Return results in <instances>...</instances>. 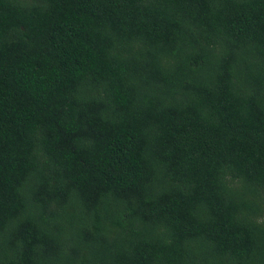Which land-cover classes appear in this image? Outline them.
Wrapping results in <instances>:
<instances>
[{
  "label": "trees",
  "instance_id": "16d2710c",
  "mask_svg": "<svg viewBox=\"0 0 264 264\" xmlns=\"http://www.w3.org/2000/svg\"><path fill=\"white\" fill-rule=\"evenodd\" d=\"M0 264H264V0H0Z\"/></svg>",
  "mask_w": 264,
  "mask_h": 264
}]
</instances>
